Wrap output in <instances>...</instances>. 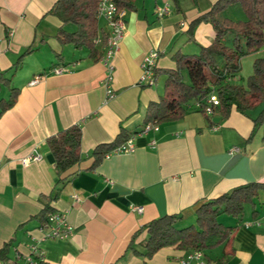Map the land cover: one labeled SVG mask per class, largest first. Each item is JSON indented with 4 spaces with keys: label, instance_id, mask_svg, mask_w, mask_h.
<instances>
[{
    "label": "crops",
    "instance_id": "0c3cea01",
    "mask_svg": "<svg viewBox=\"0 0 264 264\" xmlns=\"http://www.w3.org/2000/svg\"><path fill=\"white\" fill-rule=\"evenodd\" d=\"M57 1L0 0V76L10 80L9 87L0 84V100L9 98L11 88L19 91L15 106L0 117V250L11 242L8 258L24 259L36 247L43 264H182L189 253L165 248L147 259L129 246L144 251L147 233L141 229L153 220L178 215L177 226L186 228L195 225L201 205L238 186L264 183V135H255L262 106L246 114L233 109L227 119L219 114L208 119L195 107L184 119L159 125L158 132L134 135L143 128L149 104L160 101L166 82L161 75L153 86L140 83L145 56L158 51L156 68L168 70L176 68L177 52L192 55L196 44L209 47L213 27H190L218 0H178V5L137 0L135 10H125L126 32L112 60L110 99L102 62L103 35L110 33L106 20L99 17L101 43L93 50L62 45L63 23L49 13ZM167 5L171 14L159 17L158 10ZM64 30L73 33L76 27ZM251 56L264 58V47ZM36 77L39 82L32 85ZM75 125L82 129L83 160L60 183L47 140ZM122 130L134 135L136 152L112 154L92 169L96 147L113 142ZM35 154L40 161L23 164ZM255 203L256 218L251 206L242 220L219 217L232 228L231 238L204 252L207 264H264V192ZM47 206L66 216L76 230L71 238H46L36 217ZM134 207H142V213Z\"/></svg>",
    "mask_w": 264,
    "mask_h": 264
},
{
    "label": "trees",
    "instance_id": "16d2710c",
    "mask_svg": "<svg viewBox=\"0 0 264 264\" xmlns=\"http://www.w3.org/2000/svg\"><path fill=\"white\" fill-rule=\"evenodd\" d=\"M120 10L133 11L137 0H114ZM178 5V0H174ZM178 7V6H177ZM99 0H58L50 14L58 17L63 26L58 31L62 45H73L77 50H93L100 37ZM179 9V8H178ZM208 24L213 27L215 39L209 47L196 44L195 54L177 52L173 59L175 69L155 71V79L166 76L164 94L159 102H151L147 108L144 127L149 124L162 125L177 122L197 107L198 111L210 119L219 114L223 119L230 117L233 109L241 114L263 109L255 120V130L264 124V58H258L253 65V74L248 78L247 86L233 83L240 75L241 61L244 57L257 53L264 47V0H218L209 12L201 15L192 24L191 29ZM66 25H73L76 31L64 30ZM109 35H103V44ZM194 41V40H192ZM27 50L15 64L18 70ZM187 73L188 82L184 73ZM1 86H10V80L0 76ZM19 91L10 89L8 99L0 100V117L17 103ZM217 96L220 105L213 114H208V101ZM122 130L117 138L106 144H100L93 152L96 169L115 149L134 137ZM253 135L250 139H252ZM82 129L79 125L63 130L47 140V145L55 159V169L62 176L78 165L82 160ZM264 192V183H250L238 186L232 191L201 205L196 212L195 225L179 228L181 217L168 215L145 225L147 238L144 251L129 250L150 259L165 248H175L187 253L210 251L227 243L231 238L232 228L219 222L221 215L242 220L245 207L251 206V216L256 218V199ZM55 212L47 206L36 218L40 227L48 222V214ZM11 242L0 250V259L6 264L9 260ZM38 264H43L36 257Z\"/></svg>",
    "mask_w": 264,
    "mask_h": 264
},
{
    "label": "built area",
    "instance_id": "2783aa9c",
    "mask_svg": "<svg viewBox=\"0 0 264 264\" xmlns=\"http://www.w3.org/2000/svg\"><path fill=\"white\" fill-rule=\"evenodd\" d=\"M171 14V8L169 5L158 10L159 17H165ZM98 16L104 18L107 22L109 28V37L105 44H103V57L102 62L108 69V75L104 80V86L107 89V94L109 99L113 98V91L111 89V83L113 80V65L112 60L115 54L118 52L121 42L125 36L126 32V20H125V10H120L115 4L114 0H99ZM101 43L100 40L97 41ZM160 57L158 51H152L145 56L142 69L143 75L140 80L141 84L147 86H153L155 84V71H156V62ZM63 70H56L57 74H62ZM39 77H36L31 84L34 85L39 82ZM210 107L207 110L208 114H213L216 107L220 105V101L217 96H212L208 101ZM151 131L158 132L159 126L155 124L146 125L142 131L143 134H147ZM156 147V142H152V148ZM137 150L135 143V138H130L126 143L115 149L112 153L108 154L106 157L111 156L112 154H133ZM239 150H234L238 152ZM41 160V156L38 154L28 156L23 160V164L28 162H37ZM133 211L142 213V207H134ZM48 222L41 227L42 230L46 231V238L51 240H67L75 234V228L70 225L67 221V218L64 214L59 212H53L47 216ZM32 254L24 259L17 257L15 259L9 260L6 264H38L35 258V255L38 254L36 247H32ZM40 260L43 259V255H37ZM191 260H199L201 264H207L203 260L202 252H192L187 256V260L182 262V264H188Z\"/></svg>",
    "mask_w": 264,
    "mask_h": 264
},
{
    "label": "rangeland",
    "instance_id": "374dc122",
    "mask_svg": "<svg viewBox=\"0 0 264 264\" xmlns=\"http://www.w3.org/2000/svg\"><path fill=\"white\" fill-rule=\"evenodd\" d=\"M250 55L244 57L241 61V72H240V77L241 79L238 81V85H242V86H247V82H248V78L253 74V65H254V61L255 59H253V57H249ZM185 76V80L188 82V76L187 73H184ZM263 109V106H262ZM256 110H260V108L258 107ZM262 111V110H261ZM261 113V112H260ZM259 113V115H260ZM257 137H259V139H261L264 135V124L257 129L256 134ZM261 202V201H259Z\"/></svg>",
    "mask_w": 264,
    "mask_h": 264
}]
</instances>
